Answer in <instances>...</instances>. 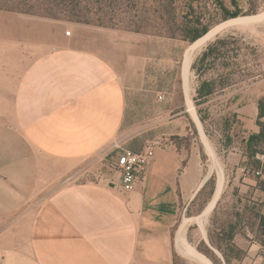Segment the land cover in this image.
I'll return each instance as SVG.
<instances>
[{
	"label": "crops",
	"instance_id": "crops-1",
	"mask_svg": "<svg viewBox=\"0 0 264 264\" xmlns=\"http://www.w3.org/2000/svg\"><path fill=\"white\" fill-rule=\"evenodd\" d=\"M158 42L0 10V264H174L181 210L213 177L215 193L223 181V194L264 204L258 187L264 177L248 168L245 155L248 139L259 133L264 85L236 81L196 106L197 77L191 101L183 92L184 110L147 120L141 96L157 55L150 45ZM155 90L160 100L162 81ZM214 97L222 115L209 134ZM201 108L209 114L205 124ZM232 116V129L224 132ZM153 140L162 147L136 190L124 192L116 161ZM47 161L92 178L68 179L47 194Z\"/></svg>",
	"mask_w": 264,
	"mask_h": 264
},
{
	"label": "rangeland",
	"instance_id": "rangeland-1",
	"mask_svg": "<svg viewBox=\"0 0 264 264\" xmlns=\"http://www.w3.org/2000/svg\"><path fill=\"white\" fill-rule=\"evenodd\" d=\"M221 1L226 10L219 5L218 0H178L173 5L169 0H43L42 2L56 5L55 14L65 23H75L85 19L103 28L127 33H135L137 28H144L143 33H135V35L149 36L162 41L154 47L150 45L157 52V58L155 57L148 65L146 86L149 91L141 96L145 101V108L141 109L140 113L147 120H152L160 111L168 113L171 111L170 115L175 116L184 110L183 92L187 93V101H191L193 95H189V92L198 83L199 75L206 80L215 79L219 83L237 81L252 84L258 81L264 85L263 21L245 26H231L198 51L192 61L188 81L189 92L187 91L182 68L185 52L190 43L184 40L178 28L187 24L195 26L194 34L205 28L211 30L225 22L227 13L237 10L232 5L233 0ZM240 2L238 9L242 11L240 16L242 18L264 13L262 0H240ZM0 6L33 17L44 13L41 11L40 0H0ZM168 29L174 32L177 30L178 36L175 39L168 37L167 31H170ZM158 34L161 36H157ZM218 39L222 41L218 44L215 60L211 59L204 65L199 64L200 71H194L193 65L196 60ZM161 81L164 89L163 101L158 100V95L155 93ZM211 106L213 120L207 125L209 134H213L212 132L217 128L222 110V107L218 106L216 97L213 98ZM239 124L242 127L243 123ZM130 126L132 125L129 124L128 127ZM143 127L145 134L150 140L153 139L155 130H150L154 127L152 122H148ZM259 156L264 159V156ZM61 173L62 179H55ZM48 178L53 180L47 185ZM86 178L92 177L81 169H72L70 173H63V169L47 161L45 193L60 189L68 179L69 182L74 180L82 182ZM212 189V184H209L191 206L187 209L182 208L173 234L177 251L174 255V263L204 264L186 254V249L190 247L199 251L213 264H227L223 254L227 255L230 264H264V230L260 226V218L264 215V204L257 202L261 199L256 197V200H253L254 196L233 195L230 190L222 193L210 217L207 218L206 232H204L197 217H202L213 199ZM231 227L235 232L233 242L227 239L232 231ZM182 233L186 240L185 245L179 240ZM212 242L221 250L213 246Z\"/></svg>",
	"mask_w": 264,
	"mask_h": 264
},
{
	"label": "trees",
	"instance_id": "trees-1",
	"mask_svg": "<svg viewBox=\"0 0 264 264\" xmlns=\"http://www.w3.org/2000/svg\"><path fill=\"white\" fill-rule=\"evenodd\" d=\"M43 0H40V7H41V11L44 12L42 14L37 15L38 17L41 18H46L49 20H56V21H63L60 20L58 17V15L55 14L56 10L54 8H56V5H51L50 3H43ZM264 2V0H262ZM178 0H169V3L171 5L177 3ZM218 2L220 3L219 5L225 9L224 7V3L221 0H218ZM232 5L236 8L237 11L235 12H228L226 17L224 18L225 22H228L230 20L239 18L242 15V11H240L238 9L239 4H241L240 0H233L232 1ZM0 10H5V11H11V12H17V13H21L15 10H11L9 8H2L0 6ZM60 10V9H59ZM226 10V9H225ZM253 14H256L255 11ZM176 17V16H175ZM75 23H81L82 25H93V26H98L100 28H103V26L101 25H97V24H92L91 22L87 21V20H80L78 22ZM196 28L195 26H191V25H183L182 27L178 28V31L181 32L182 36H184V40H187L190 44H193L194 42H196L198 39L202 38L205 34L207 35L208 32L210 31L209 29H204L203 31H196L194 34L193 32L195 31ZM144 28H137L134 32L135 33H143ZM170 30V29H168ZM177 30L176 32H174L172 29L170 31H167L168 37L175 39L178 36ZM157 36H161L160 34H158ZM221 39H218L214 44L210 45L208 47V49L206 51L203 52V54L201 55V57H199L196 62L193 65V70L194 71H200L199 70V64L204 65L206 64L208 61L215 60L214 58L217 57V51H218V44L221 43ZM200 78V86L198 88V92H197V98L195 99V104L196 106L200 105V104H205L208 102L209 98L211 96H213L215 93H217V91L222 88H226L228 86H230L231 84H233L234 82L231 83H222V82H218L215 79H210V80H206L204 79L203 76L199 75ZM203 78V79H202ZM259 108H260V115H259V120L257 122V126L260 128L259 129V133H254L250 136V138L248 139L247 143H246V147H245V155L247 157V166L248 168L255 170L257 173H260V176L264 177V162L259 161L257 159V157L259 155L264 156V123L261 122V120L264 118V100H262L259 104ZM198 113L200 115V118L202 120V122L205 124L206 121H208L209 118V114H205L203 109L198 110ZM231 118V119H230ZM228 119L225 120V123L223 125V131L226 132L230 129H232V120L236 117L232 116ZM208 132V131H207ZM215 181L216 179L213 177L204 187L203 190H201V192H203L209 184H212V190H213V194L212 196H214L215 193ZM258 187L259 189L264 192V179L260 180V182L258 183ZM200 192V193H201ZM199 193V194H200ZM213 198V197H212ZM264 214V213H263ZM260 226L261 228L264 230V215L263 217L260 218ZM232 228V231L230 233V235L227 237L229 242H233L234 241V228ZM213 246L217 247L214 242L211 243ZM219 250H221L220 248H218ZM224 259L226 261L227 264L229 263L228 257L226 254H223ZM175 264V263H174Z\"/></svg>",
	"mask_w": 264,
	"mask_h": 264
},
{
	"label": "bare ground",
	"instance_id": "bare-ground-1",
	"mask_svg": "<svg viewBox=\"0 0 264 264\" xmlns=\"http://www.w3.org/2000/svg\"><path fill=\"white\" fill-rule=\"evenodd\" d=\"M264 21V13L263 14H258L256 16L253 17H246V18H242L239 17L237 19H233L230 20L228 22H223L219 25H217L216 27L212 28L207 35H205L204 37H202L201 39H199L193 46H192V52L193 55L187 56L186 58V62L184 64V74H183V78L185 81V85L188 87V81H189V74H190V69H191V62H192V58L196 55V53L198 51H200L203 47H205L209 42H211L213 39H215L216 37L219 36L220 33H222L223 31L227 30L228 28H230L231 26L234 25H249V24H254V23H261ZM189 92V91H188ZM195 110V108H191V111ZM222 182H219L218 186H217V190H216V194L213 197V199H211V202L209 203V205L207 206V208L205 209L202 217H197V220L199 221V224L201 226V228L203 229L204 232L205 231V224L207 221V218L210 217L214 207L217 204L218 199H220L221 194H222ZM180 243L182 245H185L186 240L184 237V233H182L180 235ZM186 254H188L189 256H192L193 258L200 260V262L204 263V264H213L209 259H207L206 257H204L203 255H201L199 253V251L195 250L194 248H188L186 249Z\"/></svg>",
	"mask_w": 264,
	"mask_h": 264
},
{
	"label": "built area",
	"instance_id": "built-area-1",
	"mask_svg": "<svg viewBox=\"0 0 264 264\" xmlns=\"http://www.w3.org/2000/svg\"><path fill=\"white\" fill-rule=\"evenodd\" d=\"M67 35H71L68 32ZM163 100V96L160 97ZM161 140L149 141L140 153L125 150L114 165V170L120 172L121 189L133 193L137 184L144 179L147 165L154 159L156 150L162 147ZM260 176V173H258Z\"/></svg>",
	"mask_w": 264,
	"mask_h": 264
},
{
	"label": "water",
	"instance_id": "water-1",
	"mask_svg": "<svg viewBox=\"0 0 264 264\" xmlns=\"http://www.w3.org/2000/svg\"><path fill=\"white\" fill-rule=\"evenodd\" d=\"M255 16H256V15H255ZM251 17H252V16H251ZM245 18H246V17H245ZM236 19H237V18H236ZM205 35H206V34H205ZM205 35H204V36H205ZM204 36H203V37H204ZM200 39H201V38H200ZM198 40H199V39H198ZM198 40H197V41H198ZM197 41H196V42H197ZM196 42H194L193 44H190L189 48H187V50H186V52H185V56H184V59H183V68H182V69H183V74H184V64H185V62H186L185 60H186L187 56L190 55V53H191V56L193 55V52H192V46H193ZM183 74H182V76H183ZM214 196H215V194H214Z\"/></svg>",
	"mask_w": 264,
	"mask_h": 264
}]
</instances>
